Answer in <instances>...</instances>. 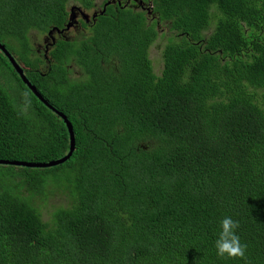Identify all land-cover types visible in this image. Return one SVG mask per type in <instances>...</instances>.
Instances as JSON below:
<instances>
[{
  "label": "trees",
  "instance_id": "obj_1",
  "mask_svg": "<svg viewBox=\"0 0 264 264\" xmlns=\"http://www.w3.org/2000/svg\"><path fill=\"white\" fill-rule=\"evenodd\" d=\"M72 1L0 0V41L76 138L64 163L0 168V264H264V0H74L104 13L48 60L29 32L63 27ZM14 70L0 51V159L61 158L64 119ZM58 191L45 220L34 197ZM226 216L245 258L216 255Z\"/></svg>",
  "mask_w": 264,
  "mask_h": 264
},
{
  "label": "rangeland",
  "instance_id": "obj_2",
  "mask_svg": "<svg viewBox=\"0 0 264 264\" xmlns=\"http://www.w3.org/2000/svg\"><path fill=\"white\" fill-rule=\"evenodd\" d=\"M102 0H97L96 2H101ZM123 4H125L123 2ZM133 5V4H132ZM76 6H79V4L76 1H72L69 3L68 9H73V7L77 8ZM135 6V5H133ZM137 7V6H135ZM146 7L150 8L148 5H146ZM88 14H90L92 10H85ZM70 26L64 29L66 32H68V36H70L71 38H77V39H82V38H88L93 35L92 31L89 27V25L85 26L84 28H79L78 30H76L75 28H70ZM47 33L49 35L54 34V32H40V31H36V30H32L29 32V38H30V42L32 43L34 48H40L42 46L45 45V38L47 37ZM161 33H165L167 36L168 33L165 32V29L162 30ZM66 34V35H67ZM56 35V34H54ZM166 38H157L156 41L152 44V48H151V52H150V57L153 60V64H154V69L159 72L162 67H163V62H162V55H161V47L164 46V44L166 43ZM157 45H159V48L157 47ZM108 51V50H107ZM109 53H113L112 51H108ZM39 54H43V53H39ZM15 55H19V54H15ZM20 56V55H19ZM37 57V56H36ZM119 59L118 55H114L113 61H112V65L114 66V64H116L117 60ZM20 64L24 67V64L19 61ZM104 67L106 65L107 67H111L109 64L107 65L106 62L103 63ZM68 67L70 68L69 70V74L67 75L68 79H72V80H80L83 79L86 76V72L84 71V69L77 63L76 60H71L69 62ZM42 68V67H41ZM42 70H46V68H42ZM7 76L11 77L12 74L9 71L7 73ZM2 82H4V80H1ZM0 168H14L13 166L10 165H2L0 166ZM15 169V168H14ZM17 170H19V168H17ZM33 203L38 207L39 211L43 214V218L46 220L49 218L50 213L57 207V205H66L67 204V197L65 196V194H63L62 192H57L53 195H51L49 198H44V197H39V196H35L34 197V201Z\"/></svg>",
  "mask_w": 264,
  "mask_h": 264
},
{
  "label": "water",
  "instance_id": "obj_3",
  "mask_svg": "<svg viewBox=\"0 0 264 264\" xmlns=\"http://www.w3.org/2000/svg\"><path fill=\"white\" fill-rule=\"evenodd\" d=\"M118 3L121 4L120 1ZM139 3H142V1L140 0ZM73 13H74V11L72 10L69 22L67 24L68 26H70V22L74 18ZM85 15H86V18H88L87 17L88 15L87 14H85ZM95 16L96 15H94V17ZM50 31L52 32L53 29L50 30ZM0 51L9 59L10 63L12 64V66L14 67L16 72L21 76V78L25 81L27 86L36 95V97L39 98L46 106H48L52 110L54 109L56 111L55 107L52 106L49 103V101L44 98L42 93L37 90L36 86L32 85V83L30 82V80L28 79V77L25 74L24 67L18 63V61L15 58V56L9 51V49L1 41H0ZM57 114H59V115H61L63 117L64 122H65V124H66V126L68 128L69 135H70V147H69L68 152L64 156H62L61 158H58V159H54V160H50L48 162L46 161V162H42V163L0 159V164H17V165H24V166L46 167V166L56 165V164H59V163L61 164V163L66 162L68 159H70L71 156L73 155V153L75 151V147H76L75 131L73 129L72 123L70 122V120L65 115H63L60 111H58Z\"/></svg>",
  "mask_w": 264,
  "mask_h": 264
},
{
  "label": "clouds",
  "instance_id": "obj_4",
  "mask_svg": "<svg viewBox=\"0 0 264 264\" xmlns=\"http://www.w3.org/2000/svg\"><path fill=\"white\" fill-rule=\"evenodd\" d=\"M164 29L165 31H168L167 28ZM168 35H170L169 31H168ZM6 160H11V159H6ZM16 161H23V160H16ZM0 165H10L13 166L14 168L16 166L17 167L24 166L17 164H0ZM239 226H240L239 221L233 220L230 216H226L221 219L220 221L221 230L214 243V247L216 249V255L218 257L223 258L227 256L229 258H245L247 244L241 242V237L236 231L239 228Z\"/></svg>",
  "mask_w": 264,
  "mask_h": 264
},
{
  "label": "flooded vegetation",
  "instance_id": "obj_5",
  "mask_svg": "<svg viewBox=\"0 0 264 264\" xmlns=\"http://www.w3.org/2000/svg\"><path fill=\"white\" fill-rule=\"evenodd\" d=\"M102 2V1H101ZM98 3V2H97ZM97 3H96V8H94L93 9V13H91V16L89 15V16H87L88 18H86V15L85 14H88L86 11H85V9H83L81 6H80V8H78L76 11H74L73 9H70V14L69 15H71V12H72V10L74 11V13H73V15H74V18L71 20V22H70V25H71V27L72 28H75L76 30H78L79 28H84L85 27V24H88V25H91L92 23H95L96 22V18L98 17V15L99 14H102V13H104V10L102 9L101 10V8L100 7H97ZM100 3V2H99ZM139 4H141V3H139ZM109 5V4H108ZM104 6H106L105 4H104ZM103 6V7H104ZM97 11V12H96ZM95 12V13H94ZM85 13V14H84ZM94 15H96L95 17H94ZM68 19H70V16L68 17ZM69 21V20H68ZM67 24H68V22H67ZM67 24H65L63 27H60V28H58V27H53V28H51V30L53 29V31L52 32H54V34H56V35H54V34H51V35H49L48 33H47V37L45 38V45L44 46H42L41 47V49L40 48H36V50H37V52L38 53H43V55H44V57L46 58V59H48L49 60V56H50V51L51 50H53V48L56 46V44L58 43V41L60 40V39H66V40H70V36H68V32H66L64 29L66 28V25ZM68 26V25H67ZM70 27V28H71ZM67 34V35H66ZM50 62V61H49ZM24 69H25V71H28V69H27V67L26 66H24ZM42 74H44V73H42ZM31 82V81H30ZM32 83V82H31ZM32 85H35L34 83H32ZM36 86V85H35ZM37 88V87H36ZM38 90V89H37ZM39 91V90H38ZM45 98V97H44ZM46 99V98H45ZM48 100V99H47ZM51 104V103H50ZM46 106V105H45ZM47 108H49L50 110H52L50 107H48V106H46ZM55 107V106H54ZM55 109H56V111L53 109V111L54 112H56V114H57V112L58 111H60V110H58L56 107H55ZM62 114H63V112L62 111H60ZM60 118H62L63 119V117L61 116V115H59V114H57ZM64 115V114H63Z\"/></svg>",
  "mask_w": 264,
  "mask_h": 264
},
{
  "label": "bare ground",
  "instance_id": "obj_6",
  "mask_svg": "<svg viewBox=\"0 0 264 264\" xmlns=\"http://www.w3.org/2000/svg\"><path fill=\"white\" fill-rule=\"evenodd\" d=\"M14 71H15V70H14ZM17 74H18V73H17ZM18 75H19V74H18ZM9 77H10V76H9ZM9 77H8V78H9ZM19 77H20V76H19ZM26 85H27V84H26Z\"/></svg>",
  "mask_w": 264,
  "mask_h": 264
}]
</instances>
